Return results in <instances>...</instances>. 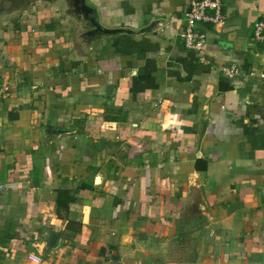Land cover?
Returning <instances> with one entry per match:
<instances>
[{
  "label": "crops",
  "instance_id": "crops-1",
  "mask_svg": "<svg viewBox=\"0 0 264 264\" xmlns=\"http://www.w3.org/2000/svg\"><path fill=\"white\" fill-rule=\"evenodd\" d=\"M189 3L2 14L0 264H264V0H224L203 56Z\"/></svg>",
  "mask_w": 264,
  "mask_h": 264
},
{
  "label": "built area",
  "instance_id": "built-area-1",
  "mask_svg": "<svg viewBox=\"0 0 264 264\" xmlns=\"http://www.w3.org/2000/svg\"><path fill=\"white\" fill-rule=\"evenodd\" d=\"M224 0H190L189 7L184 15L185 29L182 35L183 45L203 56L208 37L205 26L219 27L225 24ZM253 37L256 42L264 43V22L255 23ZM224 76L235 77L238 72L235 68L223 67ZM10 91L8 86L0 87V96Z\"/></svg>",
  "mask_w": 264,
  "mask_h": 264
},
{
  "label": "rangeland",
  "instance_id": "rangeland-1",
  "mask_svg": "<svg viewBox=\"0 0 264 264\" xmlns=\"http://www.w3.org/2000/svg\"><path fill=\"white\" fill-rule=\"evenodd\" d=\"M31 0H0V20H3V13L8 11L9 9H21L23 10V7H27L28 5H31Z\"/></svg>",
  "mask_w": 264,
  "mask_h": 264
},
{
  "label": "water",
  "instance_id": "water-1",
  "mask_svg": "<svg viewBox=\"0 0 264 264\" xmlns=\"http://www.w3.org/2000/svg\"><path fill=\"white\" fill-rule=\"evenodd\" d=\"M15 1H17V0H15ZM31 1H32L31 3H34V1H36V0H31ZM94 27L97 30L101 31V33H104V34H116L114 31L103 29L99 24H96Z\"/></svg>",
  "mask_w": 264,
  "mask_h": 264
}]
</instances>
